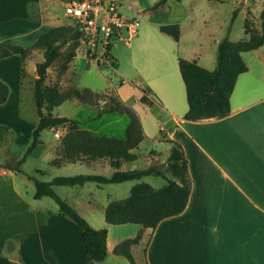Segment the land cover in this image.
Listing matches in <instances>:
<instances>
[{"label": "crops", "instance_id": "crops-1", "mask_svg": "<svg viewBox=\"0 0 264 264\" xmlns=\"http://www.w3.org/2000/svg\"><path fill=\"white\" fill-rule=\"evenodd\" d=\"M67 1L0 0V44L28 47L42 32L68 26L71 22L64 14ZM134 2L138 12L145 13L153 0ZM127 5L130 9H126V14H129L134 7ZM244 34L245 37L239 40L247 39L245 31ZM246 52L251 53V60L258 68L253 69L243 58L244 52L241 53L247 71L237 77L229 99L230 112L222 118L184 119L188 109L186 92L183 96L182 84L174 70L176 57L170 47L161 55H155L156 60H168L167 68H156L150 76L136 73L133 81L139 85L136 84L135 90L123 92L128 79L121 75L115 93L135 111L143 131V140L131 152L136 155L135 151L144 145L143 155L149 158L148 166L163 169L167 168L173 143L178 144L186 160L190 193L181 213L162 219L150 229L135 224L110 225L104 220V209L110 202L125 199L131 188L140 182L151 185L143 180L145 177L101 186L87 182L54 187L56 194L93 228L107 229V255L97 264H130L114 249L137 235L139 240L129 245L135 264H264V45ZM111 56L118 66L112 52ZM77 57L78 53L70 62V70L76 67ZM41 60L42 55L34 64ZM176 62L178 65V58ZM23 64L18 54L0 58V80L8 87L7 98L0 104V126L9 130L4 148L13 144L16 131H23L25 141L35 126V123L23 122L18 115ZM35 76L34 72L33 78ZM74 101L79 105L80 102ZM151 106H157L152 115H157L163 122L156 133L145 127L139 114L141 109ZM127 125L128 120L119 137L111 135L112 131H102L115 126L114 120L102 123L100 127L82 126L93 135L122 138ZM62 128L65 126L50 130L54 134L58 131L55 129ZM59 133L62 136L65 132ZM159 133L168 140L159 139ZM56 145L60 146L59 140ZM45 149V162L51 172L34 169L35 175L48 176L45 181L78 174L108 177L114 171L106 159L56 165L53 161L58 155L42 139L27 158L39 157ZM5 152L0 156L3 162L14 164L20 158L12 161ZM134 169H138L137 155L135 160L119 165L121 171ZM24 173L16 174L0 166V264L11 261L19 264H87L89 258L80 240V228L59 213L51 198L34 199V183L26 176L34 174ZM163 185L151 186L158 189Z\"/></svg>", "mask_w": 264, "mask_h": 264}, {"label": "trees", "instance_id": "trees-1", "mask_svg": "<svg viewBox=\"0 0 264 264\" xmlns=\"http://www.w3.org/2000/svg\"><path fill=\"white\" fill-rule=\"evenodd\" d=\"M161 3H155L150 9H156ZM259 19L260 29L253 27L248 19L245 20L244 31L248 35L247 39L233 42L225 37L218 42L217 62L212 70L199 66L195 60L178 58L179 73L185 86L188 105L184 119L196 121L222 118L229 114V99L236 79L241 73L247 71L241 53L264 45V5L259 13ZM159 31L171 36L175 41L179 39L180 28L177 23L162 24L159 26ZM79 36L74 26L73 29L69 26H58L42 32L28 47L0 44V58L18 54L24 61L33 51L42 50V60L35 64L36 76L33 81V101L37 122L31 131L30 141L22 156L14 164L7 163L4 168L16 174L25 175L21 166L40 143L41 133L46 129L60 126H66L67 129L59 140L61 153L57 154V158L53 161L54 164L108 160L109 165L114 169L108 177L78 174L58 176L50 181H39L34 176L26 175L34 183V199L44 196L51 198L57 205L59 213L80 228V240L89 258L87 264H97L107 255V229L93 228L72 206L56 194L54 187L83 185L87 182L101 186L140 180L146 176H159L166 181L162 187L155 189L147 183L140 182L131 188L125 199L112 201L104 209V220L107 224H135L141 228L154 229L162 219L177 215L185 209L190 193V180L183 152L176 143H173L169 151L166 171L156 165L143 169L119 170L121 162L136 159V155L131 150L143 140V131L135 111L120 101L117 95L113 96L114 100L98 109L95 117L100 118L107 113H117L127 117L128 125L122 138L93 135L81 128L77 120L54 114L58 106L71 99L83 104L95 103L101 96L88 88L58 89V86H49L45 83L47 69L63 55L61 49L70 41H78ZM64 55L66 61L69 62L76 53L70 49ZM111 66L117 67L114 60ZM143 91L146 92L144 89ZM7 95L8 87L0 80V104L6 100ZM8 139L9 130L0 126V147L4 146ZM138 240V235L131 240H126L119 244L114 252L126 257L130 264H135L129 251V245ZM10 264L19 263L11 261Z\"/></svg>", "mask_w": 264, "mask_h": 264}, {"label": "rangeland", "instance_id": "rangeland-1", "mask_svg": "<svg viewBox=\"0 0 264 264\" xmlns=\"http://www.w3.org/2000/svg\"><path fill=\"white\" fill-rule=\"evenodd\" d=\"M121 1L123 4L129 3L133 5L134 10L128 13L138 19L139 26L136 36L131 39L130 46L123 44L119 40H114L111 52L118 62L116 69L89 58L85 54L86 49L80 40L76 42L70 41L61 49L62 57L54 61L47 69L45 81L46 85L58 86V89L68 87L88 88L101 94L95 103H78L79 105H76L73 103L75 102L74 99L66 101L54 110V114L78 119L81 128H83L82 125L87 128L100 127V124L114 120L115 126L102 129V131H112L111 135L117 137L122 135L124 124L128 118L117 113H107L101 118H96L95 115L98 109L114 100L113 96L116 95L115 91L119 86L118 82L122 79L121 75H124L123 78L127 77L128 79L122 88L123 92L135 90L136 84L139 85V82L133 81L136 73L140 72L142 75L150 76L153 73L152 71L155 72L156 68H167L168 60H156L155 55H161L164 51H168L170 47L176 57L174 63L177 67L174 70L177 72L179 82L182 84L183 96H185L184 84L176 62L177 58L194 59L200 66L208 70L213 69L217 62L218 42L225 37L231 41L243 39L245 37L244 24L246 19L251 22L253 27L260 29L259 13L264 5V0H232L224 2L214 0H153V2H150V6L145 9L146 12L141 13L138 12L134 0ZM157 2L162 3L156 9H150ZM121 12L126 14V8H122ZM172 23H177L180 27L181 33L178 41H174L168 35L159 31L160 25ZM68 26L73 29L72 22ZM70 49L78 53L77 65L71 70L69 67L72 60L67 62L64 55ZM41 55L42 50L33 51L23 61L24 64L21 67L23 83L18 98V115L27 124H36L37 122L33 101V81L35 78L33 76L35 72L34 63ZM242 56L253 69L258 68L251 60L250 52H244ZM131 104L129 102V105ZM148 108L144 109L145 111L141 109L139 114L144 121L145 127L152 133H156L163 122L162 119L158 120L157 115H152L153 110H157V106ZM1 119L3 118L1 117ZM64 129H55L54 131L58 130L64 133L67 128ZM58 131L53 134L50 129H46L41 133L42 141L48 143L51 146V151L56 154L61 153V146L56 145L61 138V135H58L61 133ZM56 135L59 136L57 137L59 138L58 140L55 139ZM23 136V131H16L13 144L5 148L2 146L4 149L0 147V156L6 150L5 154L9 155L12 161L18 156L21 157L30 141V136L25 141ZM157 137L161 140H168L167 137L163 139L160 133L157 134ZM22 140L23 142H21ZM45 151L46 149L39 157L26 158V161L22 164V170L26 173L34 174V169L39 168L50 173L51 167L45 162ZM135 153L137 155V168L147 167L149 158L143 155L144 145ZM163 158L164 156L162 155L161 159ZM163 170L166 171L167 169L163 168ZM34 176L40 181L48 179L45 174L42 176L34 174ZM143 180L148 181L154 187L166 184V181L161 177H145Z\"/></svg>", "mask_w": 264, "mask_h": 264}, {"label": "built area", "instance_id": "built-area-1", "mask_svg": "<svg viewBox=\"0 0 264 264\" xmlns=\"http://www.w3.org/2000/svg\"><path fill=\"white\" fill-rule=\"evenodd\" d=\"M130 6L115 0H68L64 14L79 33L85 54L101 64L112 65L114 40L129 45L138 32L139 21L124 14Z\"/></svg>", "mask_w": 264, "mask_h": 264}, {"label": "water", "instance_id": "water-1", "mask_svg": "<svg viewBox=\"0 0 264 264\" xmlns=\"http://www.w3.org/2000/svg\"><path fill=\"white\" fill-rule=\"evenodd\" d=\"M6 164V162L0 161V166H5Z\"/></svg>", "mask_w": 264, "mask_h": 264}]
</instances>
